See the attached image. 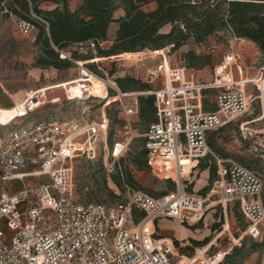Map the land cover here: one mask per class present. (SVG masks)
Masks as SVG:
<instances>
[{"label":"built area","instance_id":"2783aa9c","mask_svg":"<svg viewBox=\"0 0 264 264\" xmlns=\"http://www.w3.org/2000/svg\"><path fill=\"white\" fill-rule=\"evenodd\" d=\"M6 12L1 4L0 16ZM14 23L18 32L33 42L35 27L16 18ZM74 48L80 56L97 58L98 45L93 41L79 42ZM58 52L78 70L75 81L87 74L103 86V97H78L73 90L76 83L68 85L79 100L107 99L108 104L117 106L115 139L110 146L106 144L110 119L104 114L99 121L83 125L76 119L66 125L38 121L0 135V264H180L183 256L172 241L160 236L157 222L177 220L191 227L217 207L223 216L236 209L245 222V235L253 240L262 237L264 52L254 76L260 75L258 82L243 84V78L234 82L231 68L240 74L241 60L239 54L228 53L214 68L211 84H195L186 75L185 62L174 66L163 62L151 72L149 81L163 76L161 88L126 93L109 81L102 62H94L96 74L87 67L91 61L74 60L70 53ZM77 83L92 85L89 80ZM248 84L254 85L260 114L236 128L245 152L257 161L252 165L220 156L207 145L211 134L228 129L247 114L249 99L244 86ZM42 93L41 89L27 92L14 104L13 120L37 112ZM148 96L153 97L156 120L139 133L135 124L141 98ZM259 123L261 127H253ZM137 138L143 139L149 169L165 173L175 190L156 196L134 189L126 200L113 204L77 202L71 160H95L97 142L102 141L103 164L109 175ZM207 157L216 166V179L203 196L188 193L186 178ZM200 262L206 264L202 260L192 264Z\"/></svg>","mask_w":264,"mask_h":264},{"label":"rangeland","instance_id":"374dc122","mask_svg":"<svg viewBox=\"0 0 264 264\" xmlns=\"http://www.w3.org/2000/svg\"><path fill=\"white\" fill-rule=\"evenodd\" d=\"M115 16H119V13H116ZM114 28L117 29L116 24L110 27L109 37H112ZM162 30H168V26ZM106 46H109V44ZM188 51L194 52L197 56L208 55L210 57V64L201 70L189 69L186 66V75L188 78H193L195 84H211L214 68L222 62L223 56L228 53L239 54L241 60L240 74L234 67L231 68L232 80L234 82L240 81V78H243V84L254 83L258 82L260 78V75L254 76L260 66L261 51L248 41L235 39L228 31L215 34L202 45H195L192 41H188L185 46L175 52L170 51L169 47L158 53L143 51L130 55L131 58L124 55L114 60L103 61L101 65L103 72L107 74L111 83H114L115 78L131 77L147 84L150 81L151 72L159 64L165 62L169 66L180 65L184 62V54ZM36 54L37 50L33 46L31 39L23 37L16 29L14 18L0 16V135H4L28 123L38 121H52L66 125L71 120L76 119L77 123L83 125L85 123L99 121L102 114L107 117L108 113L111 116V121H109L110 126L106 144L110 146L115 139L113 134L111 136V132L118 122L117 106L114 104L110 105V103H102L103 100L100 98L90 97L82 101L76 97V95L78 97L91 95L93 94L92 90L96 89L93 85L90 87H82L77 82L94 80L102 86L101 82L87 74H84L83 79L75 81L79 73L73 66L70 69L62 71H53L52 69L42 70L41 72L38 71L37 75H33L32 63ZM75 83L76 87H73V90L76 95L72 93L71 86L68 87V85H74ZM163 84L164 77L159 75L152 83H149V86L152 89H157L161 88ZM244 88L249 99V110L247 114L239 119L237 124L235 123L233 126L221 132L211 134L209 140L223 157H230L238 162L245 163V165H252L253 163H257V161L245 152V144L238 137L236 125L258 117L260 111L258 102L254 99V85L248 84ZM40 89L43 91L42 106L40 109L21 119L13 120L15 113L11 112L14 110V104H17L19 100L23 99L27 92H35ZM98 93L99 96L103 95L101 89H98ZM6 108L11 109L7 110ZM135 126L139 133L145 131L144 123L139 118ZM261 126L262 124L260 123L253 125L254 128ZM141 146L142 140L138 138L131 143L129 149L132 153H136ZM97 147L99 155L95 160L88 161L79 157L71 160L70 163L68 162L72 167L75 200L82 204H113L126 200L134 189L124 188L121 192L109 183L111 190L118 196L116 199H111L104 192L98 190L91 191L97 184H100V177L102 176L101 167L104 169V173L108 174L103 164V142L98 141ZM116 165L115 163L114 167ZM202 175H206V172L202 173ZM133 176L140 189L147 192L159 193L164 192L168 188L167 179L164 177L166 174L157 170L134 171ZM261 201L264 205V187ZM220 213V207L211 209L210 214L205 215L192 228L187 227L186 224L183 226L180 223L182 227L193 231L194 236L189 233L192 237L187 240H185L186 238L180 232L179 228L173 226L168 229L172 231L170 233H161L159 229L158 233L163 234L165 237L162 238L169 239L172 243L176 240L179 243V247H188L191 249V252L186 251L185 254L192 253L193 257L186 258V255H184L181 258L183 262L180 261V264H188L194 257H198L195 262L202 260L206 264H217L221 261L220 264H224V255L229 253L233 247L240 248L241 245L244 249L242 258H238L237 260L239 262L238 264H264V228L263 235L260 239H250L244 233L246 225L236 209H233L231 212L227 210L226 216ZM159 225L161 228L162 223ZM181 230L183 229L181 228ZM206 237H209L210 241L204 247L194 246L191 243V240L202 241ZM208 245H210V248H208ZM206 249L207 252L203 257V251ZM196 264L204 263L200 262Z\"/></svg>","mask_w":264,"mask_h":264},{"label":"trees","instance_id":"16d2710c","mask_svg":"<svg viewBox=\"0 0 264 264\" xmlns=\"http://www.w3.org/2000/svg\"><path fill=\"white\" fill-rule=\"evenodd\" d=\"M45 2L56 7L43 10L40 5ZM68 3L69 0H0V5L3 4L7 10L2 16H12L35 27L33 46L37 54L32 63L33 69H70L72 63L63 59L58 52L63 51L70 53L74 60L91 61L87 67L97 74L94 62L114 60L143 51L158 53L167 47L175 52L188 41L202 45L210 37L224 31L230 32L235 39L254 44L261 53L264 52V0H82L73 12L69 10ZM119 9L122 10V15L116 17ZM111 24H116L117 29L109 46H106ZM167 26L168 30L163 31ZM86 41H93L98 45V57L94 60L92 57L78 55L74 48L75 44ZM102 43L105 45L100 47ZM184 62L189 69L201 70L210 64V57L197 56L188 51L184 54ZM90 82L97 89L92 90L91 95L99 96L98 89L103 91V86L94 80ZM114 83L124 93L151 90L148 84L131 77L115 78ZM107 101L105 99L102 103ZM152 103V96L141 98L139 120L144 123L145 130L156 120ZM11 113H15V110ZM107 115L111 119L110 114ZM112 133L113 130L111 136ZM140 139L142 146L138 152L132 153L129 149L127 156L116 163L111 174H105L101 167L100 184L91 191L98 190L111 199H116L118 196L111 190L109 183L121 192L124 188L140 189L133 172L149 170L146 164L147 152L143 139ZM207 145L212 152L222 155L210 140ZM209 160L207 157L198 165L200 171L208 169L209 185L196 192L197 195L203 196L216 179V166ZM167 183L168 188L164 192L149 193L162 196L174 191V183L170 180ZM192 187V183L187 184L186 191L194 193L191 191ZM156 228L158 230L157 226ZM209 241V237H206L202 241L191 240V243L204 247ZM173 245L180 255L192 257V253L185 254L186 251L191 252L190 248L179 247L176 240ZM243 249L242 245L240 248L233 247L230 253L224 255V264H238L237 260L242 258Z\"/></svg>","mask_w":264,"mask_h":264},{"label":"crops","instance_id":"0c3cea01","mask_svg":"<svg viewBox=\"0 0 264 264\" xmlns=\"http://www.w3.org/2000/svg\"><path fill=\"white\" fill-rule=\"evenodd\" d=\"M82 3V0H69V3H68V8H69V10L71 11V12H73V11H75L77 8H78V6L80 5ZM56 7V5H53V4H51V3H47V2H45V3H42L41 5H40V8L41 9H43V10H52V9H54ZM116 13H119V15H122V10L121 9H119V10H117V12ZM115 24H111L110 26H109V30H110V27L111 26H114ZM109 30H108V44H110V42H111V40L114 38V34H115V28H114V30H113V34H112V37H109ZM252 44V43H251ZM126 56V55H125ZM53 71H57V70H54V69H52ZM38 71H42L41 69H33V75H37L38 74ZM22 100V99H21ZM21 100H19L18 102H20ZM17 102V103H18ZM16 104V103H15ZM204 172H206V175H202V173H204ZM191 177V178H190ZM208 178H209V172H208V169H206V170H204V171H200V169H195L194 171H193V173L192 174H190V176L189 177H187L186 178V181H188V183L190 184V183H192L193 184V187L191 188L192 189V191L193 192H198V191H200L201 189H203L204 187H206L207 185H209L208 184ZM197 187V189H195ZM214 212H215V210H214ZM213 212V213H214ZM210 214V211L209 212H207L205 215H209ZM221 214V213H220ZM177 220H166V219H163V220H159L158 222H157V224H156V226L158 227V229L161 231V233L162 232H165V233H170V232H172V231H170V230H168L169 229V227H177V228H179V230H180V232L183 234V236L186 238L185 240H187V239H189V238H191L192 236L191 235H193L194 236V234H193V231H191V230H189V229H186V228H184V227H182L181 226V224H180V222L179 221H177ZM178 222H179V224H178ZM160 223H162V227L160 228ZM245 223V222H244ZM183 226L185 225V224H182ZM196 226V225H195ZM187 227H189V226H187ZM192 227H194V226H191V227H189V228H192ZM181 228L183 229V230H181ZM163 229V230H162ZM161 233H159L160 234V236L161 237H165L163 234H161ZM191 235H190V234ZM163 235V236H162ZM183 241V240H182ZM208 248H210V245H208ZM207 248V249H208ZM207 249L206 250H204L203 252H207ZM231 252V251H230ZM229 252V253H230ZM227 254V253H226ZM223 256V255H222ZM222 258V257H221ZM221 258H220V260H221ZM220 260H218V261H220ZM221 262V261H220ZM220 262H218L217 264H220Z\"/></svg>","mask_w":264,"mask_h":264},{"label":"bare ground","instance_id":"6f19581e","mask_svg":"<svg viewBox=\"0 0 264 264\" xmlns=\"http://www.w3.org/2000/svg\"><path fill=\"white\" fill-rule=\"evenodd\" d=\"M128 56V58H131V56L130 55H127ZM177 237V236H176ZM198 257H194L192 260H191V262L190 263H193V262H195L196 261V259H197ZM180 261H182L183 262V260L182 259H180ZM185 261V260H184ZM190 263H188V264H190ZM185 264V263H184Z\"/></svg>","mask_w":264,"mask_h":264}]
</instances>
